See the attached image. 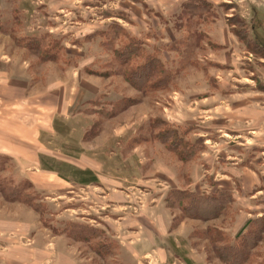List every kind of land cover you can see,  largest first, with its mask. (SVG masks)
Here are the masks:
<instances>
[{"label": "rangeland", "instance_id": "obj_1", "mask_svg": "<svg viewBox=\"0 0 264 264\" xmlns=\"http://www.w3.org/2000/svg\"><path fill=\"white\" fill-rule=\"evenodd\" d=\"M263 105L264 0H0V180L42 207L0 191V264L42 242L77 264H220L211 233L234 245L264 214ZM55 151L99 185L40 171ZM172 191L215 200L186 215Z\"/></svg>", "mask_w": 264, "mask_h": 264}, {"label": "trees", "instance_id": "obj_2", "mask_svg": "<svg viewBox=\"0 0 264 264\" xmlns=\"http://www.w3.org/2000/svg\"><path fill=\"white\" fill-rule=\"evenodd\" d=\"M166 134L167 136L163 135L162 140L164 143H167V141L169 142L170 146L168 148L174 153L177 152L178 149L183 151L181 148V141H178L177 133L175 131H168ZM172 139L175 140L172 141ZM179 155L182 157L186 155V152H181ZM11 185L14 184L10 180H0V191L7 199L13 201L18 200L29 206L34 212L41 211V205L37 204L40 199L39 195L25 193L30 189V185L27 182L15 185L13 189H11ZM23 185H26V187ZM170 196L173 197V201L171 200L172 202L175 201V203L182 206L183 212L186 215H189L186 212H189L192 207H197L201 202H212L215 200V198H199L196 195L184 191H172ZM222 206L223 203L218 204V206L216 205L214 209H210L211 212L209 214L211 215L202 219L219 217L223 208ZM245 230V234L239 236L234 245H230L229 240L217 231L211 233L210 241L213 245L215 256L220 264H264V259L261 261L258 259V257L264 256V252L261 253V250H264V214L259 218L249 220L245 225ZM62 232L76 241H83L85 239L84 241L86 242H89L88 239H92L90 237L91 235L94 236L93 240L99 235L98 231L78 223L68 224ZM105 247H107V245H103L102 251Z\"/></svg>", "mask_w": 264, "mask_h": 264}, {"label": "crops", "instance_id": "obj_3", "mask_svg": "<svg viewBox=\"0 0 264 264\" xmlns=\"http://www.w3.org/2000/svg\"><path fill=\"white\" fill-rule=\"evenodd\" d=\"M260 109L264 110V105L263 107H260L259 110ZM242 110H244V108ZM259 110H257L258 114L260 112ZM56 124L57 122L53 121L52 125H50L51 133H57L58 127H56ZM52 130L54 132H52ZM2 150L3 147L0 151ZM61 153L64 154L60 157ZM52 155H54L52 158L38 155L35 161L36 167H38L40 171L51 174L66 184H71L82 188L90 186L97 187V185H99L101 178L100 175L88 167H81L77 165L75 163L76 159L68 153L63 151H55V153ZM50 164H54V166H51ZM55 245V243L42 242L39 247L34 248L32 257L29 255V258H39V260H34V262L32 261V264H77L75 263L76 261L69 256H59L53 247ZM42 255H44L43 261L40 260Z\"/></svg>", "mask_w": 264, "mask_h": 264}]
</instances>
